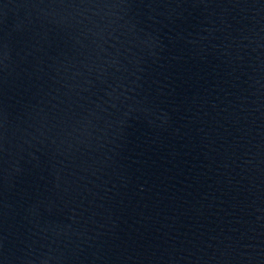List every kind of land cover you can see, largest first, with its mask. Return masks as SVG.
<instances>
[{"label":"water","instance_id":"1","mask_svg":"<svg viewBox=\"0 0 264 264\" xmlns=\"http://www.w3.org/2000/svg\"><path fill=\"white\" fill-rule=\"evenodd\" d=\"M0 264H264V0H0Z\"/></svg>","mask_w":264,"mask_h":264}]
</instances>
